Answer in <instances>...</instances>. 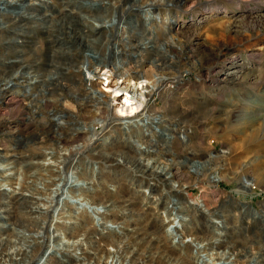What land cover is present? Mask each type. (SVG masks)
I'll return each mask as SVG.
<instances>
[{
    "label": "rangeland",
    "instance_id": "rangeland-1",
    "mask_svg": "<svg viewBox=\"0 0 264 264\" xmlns=\"http://www.w3.org/2000/svg\"><path fill=\"white\" fill-rule=\"evenodd\" d=\"M43 1L37 4L23 0L10 8L4 4L20 12V19H15L12 12L0 11V81L6 73L13 75L20 64L10 66L9 61L19 54L28 66L25 68L39 75L36 88L28 89L25 81L14 78L0 95V173L10 172L11 165L6 162L14 155L39 148L58 151L54 137L81 132L59 152L64 154L67 148L75 150L81 145L78 151H70L66 166L80 158L96 179L87 189L88 195L97 191L112 200L115 185L122 183L127 189L122 186L119 197L127 202L121 208L102 206L99 216L104 213L107 221L101 225L99 216L90 209H76L72 204L76 197L67 194L65 212L54 221L58 228L49 224V218L42 224L46 226L45 239L53 233L57 245L36 260L41 258L42 264H85L83 251L66 255L63 248L58 249L66 244L65 238H58L62 237L61 228L82 219V226L92 228V245L97 244L96 239L115 234L108 229L122 235L121 231L142 227L148 235L160 234L162 242L165 239L172 245L183 226L197 230L207 227L214 236L220 234L214 242L215 250L236 243L230 249L236 256L234 264H245L243 254L259 249L264 257V0ZM25 2L31 4L25 6ZM149 7L158 11L161 19L167 14L178 18L168 40L163 35L168 24L148 19L143 13ZM82 18L97 24L105 22L106 28H98L96 34L94 26L89 27ZM99 34L100 41L91 40ZM117 47L123 51L119 55L114 53ZM235 64L247 75L235 83L222 80ZM136 74L147 79L148 112L160 115V123L141 121L140 125L136 120H120L131 115L119 113L120 97L113 96L107 85L128 75L139 80ZM91 87L95 94H90ZM100 116L105 117V124L92 133L91 122ZM164 132L167 135H162ZM113 162L116 165L111 168ZM195 162H208V169L195 167ZM152 163L173 172L175 180V172L185 174L177 178L178 192L168 189L162 175L156 178L158 174L142 173ZM2 189L10 188L2 185ZM156 190L169 191L164 209H154L148 202ZM188 195L204 200L213 222L203 221L199 212L194 216L178 212L180 220L173 219L174 210L167 214L179 205L176 202L185 203ZM16 206L19 209L21 204ZM16 216V230L10 237L4 231L8 224L0 229V246L3 239L12 238L8 251L26 249L32 241L26 223L18 213ZM173 232L178 237L173 239ZM243 236L259 243L246 244L239 252ZM181 237L183 244L191 242L190 236ZM124 245L143 249L132 237L126 238Z\"/></svg>",
    "mask_w": 264,
    "mask_h": 264
},
{
    "label": "bare ground",
    "instance_id": "bare-ground-1",
    "mask_svg": "<svg viewBox=\"0 0 264 264\" xmlns=\"http://www.w3.org/2000/svg\"><path fill=\"white\" fill-rule=\"evenodd\" d=\"M20 1H23V0H18V1H15V0L1 1L0 0V11L12 12L14 13L15 19L16 18L20 19L19 17L20 12L14 11L15 8L10 10V9L5 8L6 6L4 7V4H7L9 6V5H12ZM34 1H35L34 3L41 4L43 0H34ZM114 3L112 5H114ZM25 4H26L25 6H28L31 3L25 2ZM81 4L83 3L81 2ZM90 4L89 5L87 4L86 6L87 9L88 8L90 9ZM60 6H63V8L66 7V5H63V4H60ZM151 9H153V7L147 8L145 11H143V13L145 15H148L147 17L148 19L154 18L155 20H157V22L162 20L161 22H166L168 24L163 34L164 39L168 40L169 38H171V35H170L171 27L176 26L178 22V18L176 16H170L167 14V16L164 17V19H161V17L159 16V12L155 10H151ZM82 19H86V18H82ZM84 21L89 23V27L90 25L91 26L93 25L94 27L92 29L96 31L98 30V28H102V27L106 28V25H104L105 22L97 24L88 19ZM15 23L18 25H23V24H19L18 20H16ZM97 33L98 31L96 32V34ZM100 35L101 34H99L98 36H95L91 40L100 41V39L98 38ZM17 39L18 38H16V40ZM85 40L88 41L89 39H85ZM143 48L145 49V47ZM122 52H123L122 49L117 47L114 53L119 55ZM132 56H135V55L133 54ZM11 62H14V63H11ZM23 62H24L23 58H21L20 54L18 55V58H15L13 60L11 59L9 61V65L11 64L10 66H13L17 63H19L20 65H18V67L14 69L13 75H11L12 73H6L5 74L6 78L0 81V95L5 93L9 85L13 83L12 80L14 78H19L21 81H25L28 89L30 87L36 88V86H38L37 83L39 82V79H38L39 75L37 74V72H34V70L30 71L28 68H25V66L26 67L28 66L25 65L26 63L23 64ZM243 69H244L243 67L239 68V66L235 64L234 66H232V68H230L229 70L225 72L224 76L222 77V80L226 82H231V83H235V82L242 80L244 76L247 75L244 73ZM8 71L9 70H7V72ZM142 76L144 77V75ZM142 76L138 77L137 75V78L139 80H133L131 79V76L129 77L128 75L127 78L120 79V80H114L112 82V85H107V87L108 89L112 90L113 96L120 97L121 102L118 103L120 105L119 113L121 115L122 114L131 115L129 119L125 118L126 120L120 118L121 121L132 122L136 120L135 122L140 125H141L140 123L141 121H143L146 124L160 123L162 121L160 115L158 114L154 115L148 112L147 103H146L147 101L146 93L148 92L149 94V91H148L149 87L147 88V84L145 85V80L147 79H143ZM21 78H25V79L22 80ZM155 83H157V80L155 81ZM122 84L124 85L122 86ZM144 86L146 88L143 89ZM152 87L153 86H150V88ZM91 93L92 94L96 93L94 88L90 91V94ZM138 95L140 96L139 98H138ZM91 123L92 125L91 126L89 125L90 126L89 130H92V133H96L95 129L97 127L100 128L105 124V117L100 116L97 119H94ZM65 130H63V132H65ZM69 130L70 129L68 128V131ZM80 133L81 132H75V133L69 132L66 134H59L58 136L54 137L55 144L58 147L57 149L58 151H56L54 148H53L54 151L39 148L37 151H34V152H27V153L20 152L19 154L14 155L13 159L9 161L6 160L7 161L6 165H11L9 168L10 170L9 173L11 174L2 173V172L0 173V188L2 185H9L10 189L9 191L7 190L4 191L3 189H2L3 191L0 190V210L5 211L3 215H0V229H3L4 225L8 224L7 229H4V231L7 232V237H10L12 233H14L16 230V227L14 226V221L17 218L16 214L18 213L20 218H22L24 220V223H26L25 229L27 232L31 234L32 241H29V244L27 243L25 245L27 248L29 247L28 249L20 248V249L8 251L7 245H9L10 243L12 244V242L10 241V239L12 238L10 239L7 238L8 240L3 239V241L1 240L3 244L0 246V264H42L40 262L41 258L36 260L37 256H39L42 253L45 254L47 251H49V254H50L55 248V245H57V243L54 242L53 233L51 235L49 234L50 235L49 240L45 239L44 228H46V226L45 225L42 226V224H44L43 220L45 218H49L50 219L49 224L56 226L54 222L56 220V216L59 214L60 215L64 214L65 212L64 209L69 202L66 197L67 194L69 195L73 194L72 196L76 197V202L72 203L76 207V209L81 210V211L90 209L89 212L90 213L92 212L96 214L97 216L100 215V212H101L100 208L102 206H108L111 208H118V207L121 208L125 206V202H127V199L125 200L119 197V194L121 193V191H123L121 189L122 186H124L122 183H117V185H115V188L113 190L114 194H113L112 200H109L104 194L99 195L97 191L94 192L92 195H88L87 189L92 188L96 180V179H93L92 177L93 174L92 175L90 174L88 170L89 169L88 166L84 164V162L80 158H78L73 164L66 166V162L68 160L67 157L69 156L70 151L71 152L78 151L81 145L79 147L76 146L75 150H72V149L68 150L67 148V152H65L64 154L59 153V152L61 150H65V148L63 147H66L65 146L66 144H69L73 142L74 140H76V138L80 136ZM162 135H167V133L162 134ZM184 137H185L184 134H182L181 135L182 140L184 139ZM46 161L48 162V164H46ZM113 164L116 165V163L113 162L111 164V168L114 167ZM193 164L195 167H200L199 169L201 170L202 169L207 170L209 163L206 162L202 164L199 162L197 163L195 162ZM157 165L158 163H152L150 167L145 169V171H142V173H146V176L158 174V175H155L156 178L159 176V174L162 175L163 180L166 181L168 189L178 192L179 188H178L177 178L185 174L180 171L175 172L174 174V177L176 178L175 180L172 175L173 172L171 173L164 167L162 168L160 167L161 168L160 169ZM155 166L158 167L160 170H157L158 168L155 169ZM152 167L154 168L150 170V168ZM28 170H32V174L29 175ZM67 174H69L70 180H67ZM244 184H246V182H244ZM124 187H125L124 189L126 190L127 189L126 186ZM128 188H130L129 185H128ZM24 192H28V193L26 194ZM168 192L169 191L167 190L165 191V193H163L162 191L159 190V192L157 191L156 193L152 194L151 197L148 198L149 204H151V206L153 205L154 209H159V210L164 209L165 207H167L166 203L169 202ZM187 197H189V195ZM177 203L179 204L178 206L173 207L174 205H171V207L173 208L172 209L170 208V210H167L168 215L172 214L171 212L172 210L175 211L173 219H177V218L179 220L181 219L179 218L178 215H176L178 214V212L185 213V215H188V216L189 215L194 216L197 212H199L203 221L210 223L213 220L212 218H210L208 208L206 207V204L204 200L201 199V197L199 198L189 197L187 198L185 203L176 202V204ZM16 204L18 205L21 204L19 209L16 208L17 207ZM103 214L99 216V218L97 219L101 221V225H103L107 221L106 217H103ZM2 218H5V219H2ZM68 219H70V217ZM10 220H13V221L10 222ZM81 221H83V219L78 222L74 221L72 225H65L64 228H61L63 230L62 237H58V238H65L66 244L63 247H60L58 249L61 250V248H63L62 251H65L64 253L66 255H69L71 251H74V253H76V251L78 250L83 251V255L81 258L85 260V264H234V260L236 258L234 254H230V249H234L233 247L236 245V243H231L232 246L230 248H224L223 250H220V251L215 250L214 242L215 240L218 239L216 236H220V234H215L214 236L213 232L211 230H208L207 227L206 228L202 227V230H197L194 227H189L187 229H184L183 228L184 226H183L179 234V237L176 236V233L173 232L174 235H172V238L173 239L175 237H178V238L176 239L175 242H173L175 239L171 241V243H174L172 245L169 244L170 242L168 243L167 241H165L164 238L162 242V235L160 234H155V235L149 234L148 235L147 230L142 227H139L137 230H134L135 228H133V231L131 230L126 231V232L121 231L122 235L121 234L119 235V232H116V230L114 229H108L110 232L115 233V234H112L113 236H107L106 238L101 237L100 238L101 240L99 241L96 239L95 241L97 242V244L95 243L96 245H92V243L94 242L92 240L93 239L92 230H91L92 228L85 227L84 225L82 226ZM47 227H48V223H47ZM38 229L39 230L43 229V230L39 231ZM181 236H190L191 242L189 244H183L182 243L183 238ZM131 237L134 239L136 244H141L140 247H143L142 250H140V248L139 250H137V248L134 246L127 247L126 245H124L125 239L131 238ZM40 238H42L41 241H40ZM179 238H182V239H179ZM60 240H63V239H60ZM253 242L259 243L258 240L257 241L251 240L249 236H248V239L246 240L243 236V238H241V246L238 251L239 252L243 251L246 244H253ZM86 247H88L89 249H87ZM86 249L88 251H86ZM207 250L209 251L211 250V253L207 254L206 253ZM261 250L262 249H259V250H256V252H250L249 254L244 253L242 256L243 257L242 262H245V264H264V257H263V253ZM256 253H258V255H256Z\"/></svg>",
    "mask_w": 264,
    "mask_h": 264
}]
</instances>
